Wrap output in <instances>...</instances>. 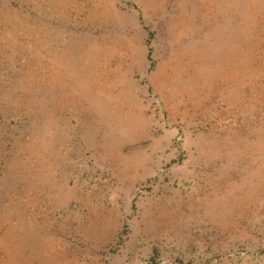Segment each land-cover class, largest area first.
Wrapping results in <instances>:
<instances>
[{
  "label": "rangeland",
  "instance_id": "obj_1",
  "mask_svg": "<svg viewBox=\"0 0 264 264\" xmlns=\"http://www.w3.org/2000/svg\"><path fill=\"white\" fill-rule=\"evenodd\" d=\"M0 264H264V0H0Z\"/></svg>",
  "mask_w": 264,
  "mask_h": 264
},
{
  "label": "trees",
  "instance_id": "obj_2",
  "mask_svg": "<svg viewBox=\"0 0 264 264\" xmlns=\"http://www.w3.org/2000/svg\"><path fill=\"white\" fill-rule=\"evenodd\" d=\"M149 57H151V53H149Z\"/></svg>",
  "mask_w": 264,
  "mask_h": 264
}]
</instances>
